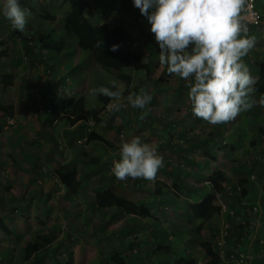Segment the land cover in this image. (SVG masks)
Returning <instances> with one entry per match:
<instances>
[{"label":"crops","instance_id":"0c3cea01","mask_svg":"<svg viewBox=\"0 0 264 264\" xmlns=\"http://www.w3.org/2000/svg\"><path fill=\"white\" fill-rule=\"evenodd\" d=\"M21 2L26 4L25 8L30 12L28 24L26 25V32L22 33V43L23 48L25 49L24 52L29 56L19 54H16L15 56H0V67L4 66L6 68V71L4 72H1L0 70V76H11V85L3 86V84L0 83V129L3 126V123H5L3 121L5 112H13L16 108L18 111H21L15 117V124H13L11 128H9V130L5 133V135L9 136L7 141L4 142V137H2L4 135L1 133L2 129L7 130L6 126L0 130V137H2L3 140V145L0 147V149L5 150L6 152V160H0V173H8L11 176L16 175L19 180H25V182L23 181L22 187L23 193L17 195L11 192L10 188L8 202H13V204L19 207L20 204H23L22 206L29 205L32 202V199L39 198L41 201H43L48 198L50 193L53 195L55 185L53 184L51 186V183H56V186L58 185L57 187L63 188V186L60 185L56 180L54 170L60 166H63L66 169H75L80 187L74 193L67 192L65 189H63L64 191L61 197L68 199V201H66V206L62 210L61 217H64V221H67L70 224V228L76 232V235H82L84 232L86 236H95L93 243L96 246H103L102 249H100V252L103 254L104 252H107L111 249L122 250V247L120 246L122 240L121 233H125L128 238L131 236L136 237L138 234H140L142 237V235L145 234L146 237L149 238H146L145 243L149 241V244L151 245L153 240L152 235L156 236L157 233H159L157 221L159 219H164L165 216H168L167 212L160 208V205H163L161 202H164L163 197L165 191L160 192L158 188L156 190L150 186H148L147 189L144 188L146 185L151 184V181L148 180H133L129 178L125 181H120L110 173L111 160L114 157L119 158L120 145L122 142H124L115 136L113 132L123 131L125 138L126 136H128V138L140 136L141 140L145 142H147L149 139L147 136L142 135V133H148L151 139L153 137L152 135H154L155 138H160L159 134H161L164 136V142L162 146L170 152L175 151L177 154V152H179L177 149L180 148V144L189 140L191 135L190 122L187 119L185 122V116L183 120L181 119L178 122V120L176 121L172 118L166 117V119H164V117L159 113L152 114L149 109L160 106L159 103L161 102L162 95L157 94V96H160V98L157 99L156 96H153L149 105L146 106L147 110L146 108L144 110H140L126 106L123 107L119 112H113L112 116H116V118H118V116L123 117L124 115L121 121L117 124V127L113 128L112 125H116L113 117L105 119L107 114L106 108L108 107L111 98L103 95H97L96 97H91L88 95L89 88L99 87V82L102 79L101 77L107 73L105 72L104 74L103 70L98 65H96L91 58L83 56L84 53L82 52V56H69L70 52H72L73 55L80 52L75 42L73 45L74 47L61 45V49L59 51L61 56H51L55 51L54 47H56V50L59 47L58 44L50 42V36H52L54 30H51L50 32L48 30H44V23L49 21L41 20L40 17L38 18L37 15L34 14V8L31 5L30 0H20V3ZM256 7L261 14V21L258 27L253 30L252 34L254 35L252 36L257 37L258 40L261 39L264 43V0H256ZM48 11L51 12L49 9ZM36 17L41 21L38 22V24L33 23ZM93 17L95 18H90L92 22L94 19L99 20L98 16L94 15ZM109 18L114 22L110 15ZM103 22L107 23L105 21ZM146 24L148 25L144 26L150 28L149 23L146 22ZM48 34L49 37L44 39V37ZM27 36H29V38H33V40L31 39L32 44L31 42H27ZM144 36L148 39L147 41L153 45V47L157 46L153 33L146 32ZM39 37L44 40L38 42ZM17 39L19 40V38ZM12 41L13 42L11 45L15 46L16 42L14 40ZM51 45L53 47H50ZM158 53V51H155V55ZM19 58L22 60L20 63L16 62L19 60ZM72 58L73 61L74 59L76 60L74 66H71V68H69V64L68 66H63V76H61L60 80H62L64 83L65 81L69 80L71 82L70 85H74V87L75 85L80 86V84H83V86L80 88V90L77 89L78 91L76 96L70 98V101L81 98L83 99L84 110L86 112H91L93 110L98 112L100 110L96 116L89 117L85 122H72L67 112L63 114L64 116H62V114L59 113V109H61L63 104L62 99L58 98V100H55L51 93L48 92H46L45 95L46 99H40L39 104L28 106L31 96L29 94L30 86H28L27 83L30 82L28 80H32L35 71H37L38 68H42L43 64H45V67H48L47 69H52L53 66L56 67L58 65H56L57 61H72ZM155 58L156 56H152L150 59L153 63H151L152 66L155 65L154 61L156 62L157 60V58ZM242 60L245 64L247 62H251L253 64L252 67L254 68H248V70L254 77L257 75V65L260 62H264V59H261L256 64L255 57L249 55L242 57ZM80 65L84 66L83 74L81 75L78 74ZM141 73L142 72H139L137 74ZM165 74L166 65L163 66L162 75L159 79L158 77L154 78L152 76V70L150 75H145L146 77H152L151 88L154 93L166 92L172 94H187V82L179 77H177L178 84H176V87L169 86L168 82H166V90L160 88L159 84ZM16 75H19L21 78L18 79ZM96 79L100 81L95 82L94 80ZM16 80H18L19 83L16 84ZM20 81L22 83H20ZM136 83L140 84L136 87L137 89L134 88L135 92H138L141 88L145 89L144 85L147 84L145 81H143V79L138 78L134 79L131 85L127 88H125L126 86L122 83L123 93L125 96L129 94L130 87L132 86L133 88L134 84ZM44 84L47 85L48 83L45 82ZM44 84L42 87L45 86ZM44 91L45 90L43 89L42 92ZM251 98L257 102V104H254L256 109H264V104L261 103L262 100L257 98L254 93L251 94ZM167 104L169 105V102H167ZM36 106L38 108L47 106L59 114L57 117H54L52 116V113H49L44 118H38L34 113ZM141 111H143L145 114V122H141V120L138 119ZM254 111L255 110L250 111V109L247 110V112L253 114L251 117L249 114L244 115L246 111H243L234 120H232L235 125L231 129L230 137L232 140L236 141L241 139L244 141H250L251 145L262 147L264 150V116L261 114L260 110ZM136 120H138L137 123L139 126L137 129L140 132H136ZM159 123L166 124L165 132L159 130L160 128H163L159 125ZM223 124L224 123L219 125H211V130L208 132V136L205 137V139L201 140L200 138L198 140V142H200L199 151H204V155L202 154L203 162L195 163L185 158L184 155H187L188 151H194L192 148L188 147V150H184L185 148L182 149L184 150V155L182 156L184 162L197 165L194 166L192 171L188 173L190 176H194V180L198 181L199 184H194V186L186 185L183 179L180 178L181 176H177L176 173L178 170L175 169V167L170 169L168 174L172 180L171 182H178L183 186L181 191L182 194H176L177 196L175 195L173 200H171V202L173 201V204H185L192 201L191 199H193V197L190 198V196L187 195L185 192L187 191L186 189L191 188L192 193L193 189H195L197 192L196 195L198 197H204L205 195L211 193V185L204 177L208 176L217 178L218 176V170L212 171L210 169L214 166V164H216V161L218 160V151L215 149L218 148V145L224 136ZM177 125L182 126V129L180 130L182 131V134L179 135V137L182 139L181 142L166 137V134L167 136L171 133L175 134V127ZM133 126L135 127L132 128ZM145 128L148 129L144 130ZM56 131L59 133L58 136ZM90 132H95L97 135L104 137V139L107 140L109 144L102 145L97 142L87 141V136ZM175 135H178V133L176 132ZM257 136H260L258 139L260 142H257ZM253 141L256 143H253ZM177 142L180 143L178 144ZM58 145H60L59 148ZM188 155H190V153H188ZM177 158H179V156H177ZM50 166H55L54 170ZM247 168L248 170H252L253 174L257 178V182H255L253 185L251 182L249 183V185L252 186L250 190H253V192H251V197H248L246 200L249 204L262 205V210L264 211V204L262 203V201H264V176H261V173H264V161L258 157H254L251 164H249ZM10 181L11 179L9 178L8 183ZM5 183L7 182L5 181ZM148 189L150 191L149 193ZM24 193L27 199L20 197V195ZM21 199L27 201H20ZM106 201H108L109 205L105 204ZM238 206V204H235V213L237 216H239L236 219H242L241 222H244L243 225L245 227H235L236 221L238 220L234 221V219H232L235 217H232L233 212L231 211L232 214L230 213L231 219H229V222L232 221L231 226L233 228L231 229V234H233L234 238L231 239L232 241L229 242L226 247L227 249L228 247L230 249L236 250L238 248L241 249L240 241H242V243L245 242L246 246H244L245 248L243 250H247L248 254H251L252 257L256 258L257 260H260V262H257V264H264V249H260L261 254H259V249L256 246L257 240L264 238V212H260V216L258 217L251 216L247 214L243 208ZM172 208L173 210L171 209V212L173 211L174 214H169V217L166 219H168L167 225L170 227V232L174 234H172V236L169 235L168 239H172V237L175 235H181L182 229H178L176 227L177 225L174 224L184 222L186 220L185 218L188 219L186 214L179 206L174 207L172 205ZM239 209L242 210L239 211ZM223 213L224 211H221L219 215H215L210 219V222H213V219L216 217L222 218L224 216ZM128 218L134 219L128 220ZM110 219L117 221V224L114 228H112V226L110 227L108 222ZM55 223L58 224L61 222L57 221ZM249 223L254 227L253 229L247 231L246 225ZM207 227H210V225L207 224ZM238 230H242V233L240 234V232H235ZM162 232L164 234L167 233L166 230H162ZM237 239L240 245L237 244ZM88 242L90 244L92 241ZM107 243H109L111 245L110 247L112 248H105L104 245ZM175 243L176 242L174 241L172 246L169 244L168 246H164L161 259H158L157 261L160 260L161 264H176V261H169V259L165 258V256H167V252H176L177 247L181 250L185 249L186 251L190 245L187 243L182 244L180 240H178V244H176V246L174 245ZM140 253L143 254V251L141 250ZM143 255H145L148 260L152 259L150 254H148V251H146ZM103 258L106 261V254H104ZM144 262H146L145 259L140 263ZM223 262L224 261L222 260L220 264H223ZM252 263L254 264L255 262Z\"/></svg>","mask_w":264,"mask_h":264},{"label":"rangeland","instance_id":"374dc122","mask_svg":"<svg viewBox=\"0 0 264 264\" xmlns=\"http://www.w3.org/2000/svg\"><path fill=\"white\" fill-rule=\"evenodd\" d=\"M73 1L74 0H30L31 5L34 8V14H36L38 18H39L38 15L41 12L42 6H45L46 10L49 9L51 11L49 13L55 17L53 21L44 23V26H45L44 30H48L49 32L51 30H54V33L52 34V36H50L51 37L50 42L59 45L57 50H56V47H54L55 51L53 55L51 56H61L59 52L61 49V45H65L67 47L74 45V40L72 36L65 34L63 32V17L69 11L71 3ZM125 1L123 0L120 1L122 10L119 14L116 10V7L118 5L117 4L115 5L112 0H88L87 6L84 8V15L88 19L95 18L93 17L94 15L98 16L99 20L94 19L93 21H97V22L105 21L107 23H110V25L111 24L114 25L118 22L121 23L126 28V30L131 32L132 40L143 42L138 50L142 52L144 59H146L148 58L147 56H149L148 55L149 53H152V52L155 53V51L159 52L158 45L153 47V45L150 44L147 41L148 39L144 36L146 32H150L149 27L144 26V25H148L146 24L147 22L146 18L139 13V10L137 8L131 5L132 4L131 0H128L129 3L126 6L124 5ZM109 15L111 16L112 20H114V22L110 20ZM36 18L34 19L33 23L38 24V22H41L38 18L37 19ZM0 19H1L0 56H9V55L15 56L16 54L25 56L26 55L24 52L25 49L23 48V43H22V40H23L22 33H19L18 31L13 30L10 26V23L7 20L3 19L2 17H0ZM137 23L140 24L138 25V27H136ZM249 35L252 36L254 34L250 33ZM17 38H19V40ZM31 39L33 40V38H29V36H27L26 38L27 42L28 43L31 42L32 44ZM12 40L16 42L15 46L11 45L13 42ZM256 40H258L257 37H256ZM50 47H53V46L51 45ZM158 54L153 55V56H156L157 60L156 62L154 61L155 65L152 66V76L154 78L158 77L159 79L160 76L162 75L163 66L159 65ZM85 55L87 56V58H91V56L87 52H84L83 56ZM247 55L254 56L256 64L261 59H264V43L262 42L261 39L255 42L254 47L249 50ZM69 56H82V54H81V51L74 55L72 54V52H70ZM75 61H76L75 59L73 61V58H72V61L71 60L70 61H65V60L57 61L56 65L58 64L59 66L58 65L56 67L53 66V68L49 70H47L48 67H45V64H43L42 68H38L37 71H35V74L32 80H28L30 81L28 83L30 84L29 94L31 96L30 97L31 100L30 102H28V106L39 104L40 99H46L45 95H46V92H48V93H51L52 97L55 100H58V98L62 99L63 104L61 106V109H59V113H61L62 116H64L63 114L67 112L66 105L69 102L70 98L75 97L78 91L77 89L80 90V88L83 86V84H80V86L75 85L74 87V85H70L71 82L69 80L65 81V83L62 80H60L61 76H63V73H62L63 66H68L69 64L70 65L69 68H71V66H74ZM252 65L253 64L251 62L246 63V66H248V68H254L252 67ZM83 69H84V66L80 65L78 69V74L80 75L83 74ZM0 70L1 72H4L6 71V68L4 66H1ZM16 76L18 77V79L21 78L19 75H16ZM177 77L178 76H175V75L165 74L163 76L162 81L159 84L160 88H163V90H166V86H167L166 82H168L169 86L176 87V84H178ZM101 78L107 84H109V81L113 79L111 75H107V74ZM136 78L143 79V81L147 83L144 85L145 89L149 94L152 95V97L156 96L157 99H159L160 96H157V94L162 95L161 102L159 103L160 106L159 107L157 106L156 108L152 107L149 109L152 114L159 113L161 116L164 117V119H166V117L172 118L176 121L178 120V122L181 119L183 120L185 116L184 118L185 122H186V119L190 122L191 135L189 137V140H187V142L185 143L183 142L182 144H180V148L177 149L179 150L177 154L175 153V151L170 152L162 146L164 142L163 140L164 136H162L161 134H159L160 138L159 137L155 138V136L152 135L153 137L151 139L148 133H145V132L142 133V135L147 136L149 139L147 140V142L145 141L143 142L150 143L151 145L155 146L157 148L158 154L163 156V159H164V167L158 170L157 175L155 179L151 181V184L146 185L144 188L147 189L148 186H150L156 190L157 188L162 191L167 190L169 192L168 198L170 200H173L174 196H171L172 195L171 193L173 191L172 189H170L172 187L171 179H170L168 172L170 171V169L175 167V169L178 170L176 173L177 176L178 175L181 176L180 178L183 179L186 185L194 186V184H199L198 181L194 180V176L192 175L190 176L188 173V172H191L193 167L197 165H192L190 163L184 162V159H182V156L184 155V150H188L187 148L190 147L194 151L192 152L188 151L190 155H188L187 153L188 156L184 155L185 158L195 163L203 162L202 154L204 155V151H199L200 142H198V140L200 138L201 140L205 139V137L208 136L209 134L208 132L211 130V125L203 121L202 119L197 118L192 115L190 101L188 100L186 93L185 94L184 93H180V94L173 93L172 94V93H166V92L154 93L151 88L152 77L151 78L146 77L145 73L142 72L141 74L136 73L134 75V79ZM94 81L99 82L100 80L96 79ZM45 82H47L48 84L45 85L44 84ZM17 83H19L18 80H16V84ZM20 83L22 82L20 81ZM28 83L27 85H29ZM140 83L134 84L133 88L131 86L129 93L135 92L134 88H136ZM43 84L45 85L44 87H42ZM43 89L45 90L44 92H42ZM122 95L125 96L124 93ZM166 95H167V99H166ZM167 102H169V105L167 104ZM255 104H257V102H255ZM35 108L36 110L34 113L35 115H37L38 118H44L49 113H52V116L54 117H57L59 114L55 112V110H52L47 106H44V107L42 106L39 108L36 106ZM253 110L255 111L260 110L261 114L264 116V109L263 110L256 109L254 105L250 109V111H253ZM19 112L21 111H18L17 108L13 112H10V111L5 112L4 120H3L5 123H3V126L1 127V129L5 126L7 128V130L2 129L1 131V133L4 135L2 136L4 137V142L7 141L9 137L5 135V133L6 131L9 130V128H11L13 124H15L16 122L15 117L16 115H18ZM112 114L113 112H107L105 119H109L113 117V120L116 123V125H112L114 128V127H117V124L121 121L124 115L123 117L118 116V118H116V116H112ZM248 114L250 115V117L251 115H253L252 113L250 114L247 111L245 112L244 115H248ZM143 121L145 122L144 119L141 120V122ZM137 122L138 120L135 121L136 132H140L137 129L139 126ZM159 125L163 127L162 129L160 128L159 130H162L165 132L166 124L159 123ZM234 125L235 124L232 121L225 122L223 124V135L224 136H223L222 141L218 145V148L215 149L216 151H218V156H217L218 160L216 161V164H214V166L210 170L212 171L218 170L217 171L218 179H221V180L226 179L231 182H234L235 184L237 183V185L242 183V185H239V186L242 188V191L245 194L242 196V191H237L236 193L238 194L237 196L240 195L242 199H244L247 202L246 199L248 197H251V192H253V190H250L252 186H250L249 183L251 182V184L253 185L255 182H257L256 181L257 178L255 177L254 179L252 177V175L254 174L251 170H248L247 166L251 164L254 157L255 158L258 157L259 159L264 161V150L262 149V147L251 145L250 141H244L242 139L237 140V141L232 140L230 137V133ZM134 127L135 126H133L132 128ZM175 128H176V132L178 133V135H175L176 134L175 132V134L171 133L170 134L171 136L170 135L167 136L166 134V137H169L170 139H173V140L175 139L176 141L181 142L182 139L181 137H179V135L182 134L181 133L182 131H180L182 129V126L177 125ZM147 129L148 128H145L144 130H147ZM56 134L58 136L59 134L58 131H56ZM113 134L123 141H127L130 139L128 138V136H126L125 138V134L123 131H118V132L115 131L113 132ZM193 136H196V137H193ZM2 137H0V147H2L3 145ZM183 144L185 147L183 146ZM59 146L60 145H58V148ZM183 148L185 149L182 150ZM5 154H6L5 150L0 149V160H6ZM177 156H179V158H177ZM113 159L119 160L118 157H114ZM50 167L54 170L55 166H50ZM243 168H245V170ZM261 176H264V173H261ZM9 178L11 179V181L8 183ZM248 178H249V181L244 183V180ZM5 181L7 183H5ZM23 181L25 182V180H22V179L19 180L16 175L11 176L8 173H0V220H2L5 225V228L0 230V264H65V263L108 264L103 258L104 254L100 252V249H102L103 246L101 245L96 246L93 243L95 236H92V237L86 236L84 232L82 233V235H79V236L76 235V233H74L75 231L70 228L69 226L70 224L67 221H64V217H61L62 210L66 206V201H68V199H64L61 197L63 194L64 188L57 187L58 185L56 186V183H51V186L53 184L55 185V190L53 192V195L50 193L48 195V198L43 201H41L39 198L32 199V202L29 205L22 206L23 204H20L19 207L13 204V202L12 203L8 202V198L10 196V188H11V192L17 195L23 193L22 191ZM221 183L223 184V186L225 187L227 186L224 181H222ZM149 192L150 191L148 189V193ZM232 194H233L232 197L227 196V195L223 197V196H220V194H215L216 195L215 202L217 204L223 205L224 210L226 211V212L224 211L223 213L224 216L222 218L216 217L213 219V222H210L211 220H207L204 222L189 221L187 218H185L186 220L184 222H179L177 224H174V225H177L176 227L178 229L180 230L182 229L181 230L182 234L179 236L175 235L174 237H172V239H167L166 242L161 241L163 246H168V244L172 246L174 241L176 242L174 244L176 246V244H178V240H180L182 244L187 243L190 246H188L189 248L187 247L188 249H186V251L185 249L181 250L178 247L176 248V252L174 253L175 257L185 259L186 260L185 264H203L207 260V257L205 256L204 251L198 246V243L195 237L193 236V234L195 233V229L197 227L200 228L201 230L200 232L202 236L208 239L213 244V242L216 241V237L221 232L220 230L223 228V226H226L227 228V235L231 234V229L233 227L231 226L232 221L229 222V219H231L230 213L232 214L233 212L232 217H235V218H232V219H234V221L238 220L236 221L235 227L239 228L240 226L241 227L244 226L243 225L244 222H241L242 219L241 220L236 219L239 216H237L235 213V203L233 201L234 200L233 197H235V195L234 193ZM20 197L26 198L25 193L20 195ZM20 201H27V200L21 199ZM105 204L109 205L108 201H106ZM160 208H162V210L167 212L168 216H165L164 219H159L157 221L159 232H162V230H166L167 232L166 234L168 236L169 235L172 236V234L174 233L170 232V227L167 225L168 219L166 218L169 217V214L170 215L174 214L173 211L171 212V209L173 210V208L171 205H167V204L160 205ZM241 210L242 209H239V211ZM260 210H261L260 211L261 213L264 212L262 210V205L260 206ZM57 221L61 222V223H58L59 228L56 230H52L51 228L52 224H54ZM108 222L110 224V227L112 226V228H114L117 224V221H113L112 219H110ZM207 224L210 225V227H207ZM40 232H43V233L47 232V233L54 234L55 241H56L55 245H53V247H51L49 251H46L44 253L35 254L34 256L31 257V259L28 260V262L26 263L22 262L21 255H20L22 252L21 250L24 248L25 244L28 241L32 240L33 237ZM130 238H132V236ZM146 238L148 237H146L145 234H143L142 237L140 234H138L135 238L136 240L133 241L134 251L140 252L142 250L143 254H145V252L148 251V254H150V256L152 257L151 260H148L144 255L142 260L145 259L146 262L140 263V264H147L148 262H149L148 264H158L157 260L161 259V255L163 254V251L157 250V248H155L154 246L151 247L149 244V241L145 243ZM88 241H92V242H90L89 244ZM110 246L111 245L109 243L104 245L105 248H112ZM218 249H219L218 251L222 259L224 260L223 264H228V260L226 259V256H225L226 250L223 249L222 247ZM166 257L167 256H165V258Z\"/></svg>","mask_w":264,"mask_h":264},{"label":"clouds","instance_id":"9594fccd","mask_svg":"<svg viewBox=\"0 0 264 264\" xmlns=\"http://www.w3.org/2000/svg\"><path fill=\"white\" fill-rule=\"evenodd\" d=\"M150 25L159 54V64L166 65V74L185 80L192 115L210 125L234 120L241 112L251 109L255 100L258 77L250 74L242 57L256 42L241 22L246 0H131ZM28 9L20 0H0V17L13 30L26 32ZM112 44L110 51H117ZM88 90V95L111 98L108 109L119 112L123 107L144 110L152 95L141 88L123 96V84L109 81ZM115 89V90H113ZM264 104V100L261 101ZM145 114L141 111L139 119ZM164 167L157 148L145 143L140 136L122 142L119 160L113 161L111 172L117 180L129 178L153 181Z\"/></svg>","mask_w":264,"mask_h":264},{"label":"trees","instance_id":"16d2710c","mask_svg":"<svg viewBox=\"0 0 264 264\" xmlns=\"http://www.w3.org/2000/svg\"><path fill=\"white\" fill-rule=\"evenodd\" d=\"M114 4L116 5L115 1L112 0ZM121 1V0H120ZM125 1V0H123ZM129 1H125L124 5H128ZM113 4V5H114ZM21 7L25 8V3H20ZM132 5V4H131ZM87 6V0H74L71 3L69 11L65 14L63 17V32L65 34H68L72 36L76 46L78 49L84 53L87 52L90 56L93 62L102 68L104 72H106L108 75H111L114 80L123 83L126 87L130 86L132 81L134 80V75L139 72H144L146 76L150 75V72L152 70V62L151 57L155 55V53H149L147 56L148 58L144 59V56L142 55V52L139 50H133L132 49V38L129 32L126 30V28L119 23H116L114 25H110L107 23H104L103 21H91L90 18L88 19L84 15V8ZM133 6V5H132ZM258 9V8H257ZM120 14V12H118ZM39 17L41 20L45 21H53L55 17L49 13L48 10L45 9V6H42L41 12L39 14ZM144 19V17H143ZM103 22V23H102ZM140 24H136V27H138ZM49 37V34L44 37V39H47ZM43 39V40H44ZM41 37H39L38 42L43 41ZM112 44H119V48L117 51L113 52L110 51L109 48ZM28 55V54H27ZM29 56V55H28ZM86 56V55H85ZM22 60L19 58L18 63H20ZM152 63V64H151ZM50 69V68H49ZM47 69V70H49ZM258 77L257 83L255 85L256 91L253 92L254 95L264 100V62H260L257 65V75ZM11 76L8 75H2L0 76V83L3 84V86L11 85ZM29 84V83H28ZM110 86L107 84L103 79L99 82V86ZM30 86V84L28 85ZM115 90V89H113ZM67 113L69 118H71L72 122L76 121H87L89 117H94L97 114L96 110H93L91 112H86L84 110V103L83 99L78 98L76 100H69L67 103ZM260 136H257V142ZM87 141L89 142H97L102 145H108L109 142L104 139V137L97 135L95 132H90L87 136ZM253 143H256L253 141ZM245 170V168H243ZM264 169V168H263ZM252 171V170H251ZM167 174V173H166ZM54 175L56 177V180L60 185L63 186V188L67 192L74 193L77 191L80 187V183L77 180V172L75 169H66L63 166H60L54 170ZM252 177L255 179V176L252 175ZM207 179L208 183L211 185V193L202 196L196 195V190L193 189V193L191 188L186 189L185 191L188 196L193 197L191 199L192 201L185 203V204H173L171 200L168 198L169 192H164L163 201L167 205H173V206H179L181 210L186 214V217H188L189 221H200L204 222L207 220H210L215 215H219L221 213V206L217 204L216 201V195L220 194V196H231L228 195L227 191H231L234 193L235 197H233L234 203L237 205L240 204V202L244 199L236 193L237 191H242V188L237 183L231 182L226 179H218L214 177H204ZM172 181V180H171ZM224 181L226 183V187L223 186L221 183ZM249 181V178L244 180V183ZM172 187V195L175 196L176 194H180L182 191L183 186L179 184L178 182H171ZM239 187V189H238ZM229 188V189H227ZM160 192L162 190H159ZM245 193L242 191V196ZM177 196V195H176ZM230 197V198H231ZM245 201V200H244ZM164 202H161V204H164ZM248 202V201H247ZM264 204V201H262ZM251 216L258 217V214H249ZM255 217V218H256ZM134 218H128V220H133ZM247 231L253 229V225H246ZM5 225L2 220H0V230L4 229ZM52 230H56L59 228V224H52L51 226ZM200 228L197 227L195 229V233L193 236L195 237L198 246L204 251L205 256L207 257V260L203 264H220L222 262V257L219 253L218 248H223L226 250V259L231 260L232 257H237L239 254H247L250 256V262H255L254 264H257V262H260V260H257L256 258L252 257L251 254L247 253V250H243L246 246V243L240 241V244L238 242V239L236 242L240 245L241 249H230L226 247L229 242H231L233 237V234L226 235L224 237V244L220 247L216 245L215 242L213 244L206 238H204L200 232ZM236 233L240 234L242 233V230L235 231ZM76 233V232H75ZM246 234V232H245ZM122 240H121V247L122 250H108L107 252H104L106 254L107 259L106 262L108 264H137L142 262L143 254L137 251H134L133 241H135L136 237L128 238L126 234L121 233ZM149 239V238H148ZM152 243L151 247L154 246L157 248V250H164V246L161 241L166 242L168 239V235L163 232L157 233V235H152ZM157 240V241H156ZM227 240V241H226ZM55 242V236L52 233H43L40 232L36 234L32 240L27 242L24 246V248L21 250V261L26 263L29 259H31L32 256L38 253H44L46 251H49L51 247ZM141 242V241H140ZM142 243V242H141ZM156 243V244H155ZM158 243V244H157ZM143 244V243H142ZM232 246V245H230ZM256 246L259 249H264V238L258 239ZM174 253L167 252L166 259L174 260L176 261V264H185L186 260L183 258H175ZM70 255V254H69ZM68 255V256H69ZM224 261V260H223ZM137 262V263H136ZM251 262V263H252ZM167 263V262H166ZM250 263V264H251ZM70 264V263H65ZM158 264L160 263V260L158 261ZM253 264V263H252Z\"/></svg>","mask_w":264,"mask_h":264},{"label":"built area","instance_id":"2783aa9c","mask_svg":"<svg viewBox=\"0 0 264 264\" xmlns=\"http://www.w3.org/2000/svg\"><path fill=\"white\" fill-rule=\"evenodd\" d=\"M114 1L118 5L116 7L117 12H121L122 6L120 4V0H117V1L114 0ZM240 15H241V22L247 26L248 35H249L250 33L253 32V30L255 28L258 27V25L260 24V21H261V14H260L259 10L256 7V0H246V4L243 7ZM129 34L131 35V32H129ZM142 43L143 42H141V41L132 40V49L133 50H138L139 47L142 45ZM110 103H111V101H110ZM106 109H107L106 113L107 112H111L108 109V107ZM113 161H116V159H112L111 160V165H110V173L111 174H112L111 168H112V165H113ZM227 189H229V188H227ZM227 192H228L227 193L228 195L232 194L231 191H227ZM239 205L241 207H243V209L245 210V212L247 214H251L252 213V214H258V216H260V206L249 204L248 202H246L244 200H242ZM220 206H221V211H225L224 210V206L223 205H220ZM249 225H251V224L249 223ZM220 231L221 232L216 237V241H215V243H216V245L218 247H220V246H222L224 244V237L227 235L226 226H223V228ZM229 264H250V256L247 255V254H243V253L239 254L237 257H232L231 260H229Z\"/></svg>","mask_w":264,"mask_h":264}]
</instances>
